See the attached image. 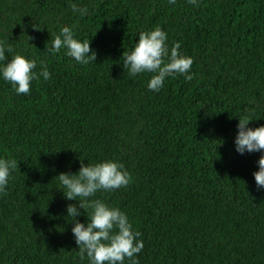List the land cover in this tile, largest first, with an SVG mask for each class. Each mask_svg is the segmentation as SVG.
Wrapping results in <instances>:
<instances>
[{
    "label": "trees",
    "instance_id": "obj_1",
    "mask_svg": "<svg viewBox=\"0 0 264 264\" xmlns=\"http://www.w3.org/2000/svg\"><path fill=\"white\" fill-rule=\"evenodd\" d=\"M64 26L91 41L94 62L45 52ZM156 26L193 59V78L152 92L150 74L128 76L121 57ZM0 42L12 48L4 62L20 54L51 73L29 95L0 80V158L18 162L0 195V264H88L65 210L77 202L57 178L79 159L129 172L95 198L141 233L139 264H264L260 153L233 144L241 116L264 125V0H0Z\"/></svg>",
    "mask_w": 264,
    "mask_h": 264
},
{
    "label": "clouds",
    "instance_id": "obj_2",
    "mask_svg": "<svg viewBox=\"0 0 264 264\" xmlns=\"http://www.w3.org/2000/svg\"><path fill=\"white\" fill-rule=\"evenodd\" d=\"M176 0H169L175 4ZM199 0H188L189 4L198 6ZM73 13L84 16L86 7L71 5ZM167 33L156 26L138 34L134 47L123 52L121 61L123 71L128 76L150 74L147 89L159 92L167 78L183 76L185 80L193 78L191 66L193 59L180 52V44L171 47L167 43ZM91 41L76 38L73 28L64 26L58 35L45 47L48 53H60L72 58L76 63L87 65L96 60V52L90 48ZM5 52H12L10 46L0 42V80L11 85L16 95H29L33 81L41 77L44 81L51 78L47 66L42 65L39 72L35 69V59L15 54L6 60ZM254 121L250 116L238 118L236 135L233 141L234 150L239 155L260 153L257 160L258 170L253 172L257 190H264V125L249 127ZM18 168V162L12 158H0V195H7V187L12 173ZM65 200L76 201L66 206L67 217L72 218L71 233L77 246L80 259L87 258L88 264H139L138 254L144 248L141 233L133 229L127 214L118 207L95 198L98 192H110L126 187L130 174L124 166L115 160L84 164L79 159V170L76 173H60L57 176ZM78 205V206H77ZM88 210L87 212L85 210ZM82 210V211H81ZM85 215L81 223L77 217Z\"/></svg>",
    "mask_w": 264,
    "mask_h": 264
}]
</instances>
